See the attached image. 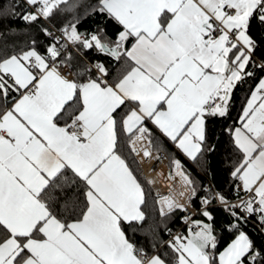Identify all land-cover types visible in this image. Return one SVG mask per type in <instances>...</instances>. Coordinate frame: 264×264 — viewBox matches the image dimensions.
<instances>
[{
	"label": "snow or ice",
	"instance_id": "obj_1",
	"mask_svg": "<svg viewBox=\"0 0 264 264\" xmlns=\"http://www.w3.org/2000/svg\"><path fill=\"white\" fill-rule=\"evenodd\" d=\"M0 264H264V0H4Z\"/></svg>",
	"mask_w": 264,
	"mask_h": 264
},
{
	"label": "trees",
	"instance_id": "obj_2",
	"mask_svg": "<svg viewBox=\"0 0 264 264\" xmlns=\"http://www.w3.org/2000/svg\"><path fill=\"white\" fill-rule=\"evenodd\" d=\"M4 3V0H0V4H3ZM16 25L17 26H20V27H23V22L22 21H19V20H17L16 22ZM90 24H93V21H91V20H88V21H85L84 22V25L85 26H88V25H90ZM110 27V26H109ZM243 95H244V92L241 90V89H237V97H236V99H237V103H239L240 102V100H241V98L243 97ZM235 111V110H234ZM169 147H171L170 145H169ZM211 162H212V168L214 169V171H215V173H216V179H215V183L217 184V185H219V186H223V176L221 175V173H220V169H221V167H222V160L220 159V155H214L212 158H211ZM153 195H154V192H153ZM197 218H199V217H197ZM179 221H177L176 223H174V224H172V225H170L171 227H173L174 229L176 228V227H178L179 226Z\"/></svg>",
	"mask_w": 264,
	"mask_h": 264
},
{
	"label": "built area",
	"instance_id": "obj_3",
	"mask_svg": "<svg viewBox=\"0 0 264 264\" xmlns=\"http://www.w3.org/2000/svg\"><path fill=\"white\" fill-rule=\"evenodd\" d=\"M153 167L157 170L162 169L165 176H166L167 171H168V163L163 158V156L161 157L160 161L153 164ZM165 176L158 177V183H157L156 187L153 189L154 195H155L157 190L160 191L161 194H166L168 182L165 179Z\"/></svg>",
	"mask_w": 264,
	"mask_h": 264
}]
</instances>
